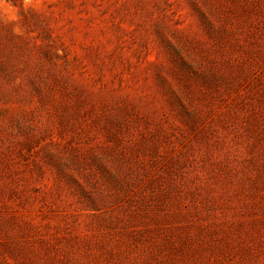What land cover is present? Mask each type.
<instances>
[{"label":"rangeland","instance_id":"rangeland-1","mask_svg":"<svg viewBox=\"0 0 264 264\" xmlns=\"http://www.w3.org/2000/svg\"><path fill=\"white\" fill-rule=\"evenodd\" d=\"M0 264H264V0H0Z\"/></svg>","mask_w":264,"mask_h":264}]
</instances>
